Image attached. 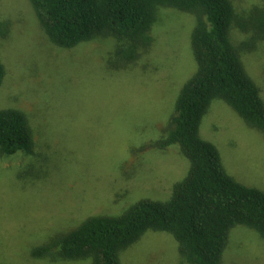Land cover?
Wrapping results in <instances>:
<instances>
[{
    "label": "rangeland",
    "instance_id": "1",
    "mask_svg": "<svg viewBox=\"0 0 264 264\" xmlns=\"http://www.w3.org/2000/svg\"><path fill=\"white\" fill-rule=\"evenodd\" d=\"M231 2L244 18L264 10V0ZM194 24L192 14L159 8L151 45L126 63L115 55L116 39L59 47L29 0H0V108L24 112L34 135L32 153L0 152V264H90L35 258L31 250L90 215H118L137 200L170 196L188 163L177 144L156 143L166 137L175 98L196 70ZM253 36L230 30L264 101V40ZM199 134L216 145L230 175L264 191L263 130L214 99ZM120 262L186 264L171 234L152 230L123 250ZM221 264H264V240L236 226Z\"/></svg>",
    "mask_w": 264,
    "mask_h": 264
},
{
    "label": "trees",
    "instance_id": "2",
    "mask_svg": "<svg viewBox=\"0 0 264 264\" xmlns=\"http://www.w3.org/2000/svg\"><path fill=\"white\" fill-rule=\"evenodd\" d=\"M48 39L63 48L98 37L116 39L115 55L133 63L152 43L159 8L192 14L195 72L174 101L169 130L156 145H178L186 175L166 200L140 199L118 215H90L49 244L33 247L35 258L60 257L90 264H121L120 253L148 230L171 234L186 264H221L233 228L244 226L264 240V191L230 175L214 143L199 127L214 99L223 100L249 126L264 131V101L230 39L234 27L264 40V10L248 18L231 0H29ZM256 39V40H257ZM252 40L246 43L251 46ZM4 75L0 63V84ZM33 129L24 112L0 108V152L32 153Z\"/></svg>",
    "mask_w": 264,
    "mask_h": 264
}]
</instances>
